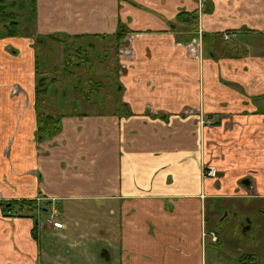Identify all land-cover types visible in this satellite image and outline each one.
Wrapping results in <instances>:
<instances>
[{
    "label": "crops",
    "instance_id": "0c3cea01",
    "mask_svg": "<svg viewBox=\"0 0 264 264\" xmlns=\"http://www.w3.org/2000/svg\"><path fill=\"white\" fill-rule=\"evenodd\" d=\"M208 5L196 30L176 17L201 8L199 0H36L26 35L0 37V264L45 258L33 218L4 215L1 204L11 200H54L64 228L89 236L108 264H205L208 205L218 195H246L245 177L250 193L264 196V0ZM120 23L127 31L118 41ZM47 35L68 39L74 64L100 60L94 74L116 64L112 47L97 57L75 41L116 40L113 71L122 62L127 70L109 107L64 112L66 93L55 85L71 74L62 70L66 45ZM37 59L43 75H56L48 109L62 114L61 130L44 141L36 138ZM79 79L67 90H83ZM206 165L219 180L203 176ZM89 204L102 207L92 234L69 222L86 227ZM75 206L78 215L70 214Z\"/></svg>",
    "mask_w": 264,
    "mask_h": 264
},
{
    "label": "flooded vegetation",
    "instance_id": "af4514ba",
    "mask_svg": "<svg viewBox=\"0 0 264 264\" xmlns=\"http://www.w3.org/2000/svg\"><path fill=\"white\" fill-rule=\"evenodd\" d=\"M13 1L15 3L13 7V11L17 12L18 15H24L25 14L23 10L24 8L19 0H7V2H13ZM1 28L2 27L0 25V30ZM21 31L22 34L26 35L24 29H22ZM202 32L200 34L201 40L203 34ZM0 37H2L1 34ZM43 40L44 39L42 38V36H40L38 38V41H36L37 45L38 46L41 45ZM75 60L73 62H76ZM99 63L100 60H95L94 62H92V59L90 58V59H82L80 63H76L79 65L77 66L76 64L74 65H75V69L81 67L82 69L87 68V70L90 71V69L94 66L96 70H101ZM85 65L86 67L84 68L83 66ZM126 70H127V64L125 62L124 63L122 62L119 63L118 74L114 73L113 69L111 68L110 69L108 68V71L104 69L102 73H97V74H94L93 70H92L93 71L92 74L90 73L82 74V72L76 71L78 74H75L73 72V74L68 75L66 82L69 84L70 83L73 84L76 79L80 78L79 79L81 80L80 83L81 84L83 83L84 84L83 86L86 87V89H83L85 91L84 93L85 95H83V99L85 100L84 104H88V103L92 104L93 102H97L96 100L99 97L100 100H104L103 101L104 103L106 101L102 93V90L110 87L109 85H107L108 83L112 82L110 73L113 72V74L117 76L118 75L123 76ZM40 75H43L41 70H40ZM50 75L52 74H49L48 70L47 73L43 75V78H45V82L48 86L49 96L51 90H53L51 88V84L56 79V75H54L53 77H50ZM84 77L85 79H83ZM114 83H115L114 88L116 91L115 94L117 95L122 92L123 86L118 81H115ZM71 87L77 88L74 87L73 85ZM94 97L95 99H93ZM87 98H89V100ZM123 105L125 106L126 103H123ZM47 109H48V104H47ZM48 111L51 112L49 109ZM54 115H58V114H54ZM204 177L210 178L209 176H204ZM214 177H216V179L218 178V180L220 179V173H218L217 169H216V176ZM252 186H253L252 178L246 177L240 181L241 190L243 189L246 195H241L242 193L233 196L218 195L215 198V202L216 201H220V202H216V203L214 202L213 204L208 205L209 207L207 208V216H206L207 231H205L204 233V240L207 237H209L211 239V243L214 244L220 243L219 245L229 253V255H225V256L235 255L238 264H264V196H261L256 193L253 194L250 193L253 192ZM230 200L232 201L230 202V204L222 206V208L221 206H218V204L222 203V205H224ZM244 200H247V203H244L243 202ZM51 206H54L57 209L58 213L60 212L54 200L51 201L50 206H48L49 212L44 213L41 210H37L38 213L37 216L39 217L41 222L39 229H41L42 231L47 228L45 227L44 229H42L43 225L48 224L46 223V221L51 213L50 212ZM240 216L242 217L239 218ZM59 217L60 216L57 214V217L55 218V223ZM53 224H48V225L52 226ZM236 231H238V233L241 234V236L244 238L236 239L234 238V235H231V237L229 238H225V235H227L228 232L234 233ZM250 233L251 236L248 238ZM224 243L226 244L227 249L223 247ZM239 251L243 253L240 255ZM219 252L222 255H224L220 250ZM104 254H106L105 251Z\"/></svg>",
    "mask_w": 264,
    "mask_h": 264
},
{
    "label": "rangeland",
    "instance_id": "374dc122",
    "mask_svg": "<svg viewBox=\"0 0 264 264\" xmlns=\"http://www.w3.org/2000/svg\"><path fill=\"white\" fill-rule=\"evenodd\" d=\"M20 1V0H19ZM25 10V9H23ZM68 41V39H67ZM80 42L75 41V44L77 43H81L83 44L85 47V49H87V54L89 55H96L97 57L103 56L104 54H108V50H103V48L106 49V47L109 45L110 47V60L114 61L113 64V68L112 66H110L111 69H114L115 66L118 65V57L120 54V51L118 50V46L114 44L116 43V40H113L112 38L109 39H101V38H88V39H83V40H79ZM74 43V42H73ZM112 44V45H111ZM95 46L96 49H98L97 53L95 51V48L93 47ZM74 46L72 45L70 47V51L71 49L73 50ZM74 51V50H73ZM50 52L53 55V61L56 62L57 59L54 56V54H56V52L51 49ZM75 52V51H74ZM196 54V51H195ZM71 56H73V52L71 53ZM43 58H46L43 56ZM74 59H79L78 57H74ZM71 58V61L69 62V64H73L70 68H68V70L74 72L75 74H78L76 71L82 72V74H86V73H90L92 74L93 71H88L85 66H83L85 69H82L81 67H79L78 69H75L74 66V62ZM77 61V60H75ZM65 62V59H64ZM92 62H94V59H92ZM110 77L112 82L108 83L107 85L112 86V88H106L104 90H102V93L104 95L105 101L103 103L104 100H100V97L96 100L99 105L100 104H104L107 107H109V104L111 103L112 100L117 99L116 96V91H115V81H117V75L113 74V72L110 73ZM85 79V77L83 78ZM77 83H73V84H69V83H56L55 88L57 89L58 87H60V90L64 92V95L66 93V99L64 100L67 106L65 107L64 112L67 111V107H69L72 110H76V108H74L73 105H82L83 110H85L84 108V102L85 100L82 101V99L80 98L79 95H83L85 93L84 90L82 89H76V93L73 92L72 90H67L66 86H74V87H78L76 86ZM86 89V87L84 88ZM59 90V91H60ZM68 92H70L68 94ZM75 96H78L77 98ZM63 96L60 94V99H62ZM95 99V97L93 98ZM47 100L50 101L52 100L51 96L47 97ZM89 105V103H88ZM49 107V106H48ZM62 107V106H61ZM99 109L100 106H98ZM243 148H241L240 151H242ZM246 178V177H245ZM252 178V177H251ZM216 202H220V201H216ZM215 202V203H216ZM230 202H232L231 200L229 202H227L226 204L222 205V203L218 204V206H225L227 204H230ZM244 203H247V200L243 201ZM214 206V205H213ZM76 209V212L74 211H70V214H74L76 213L78 215V213L80 212L77 211L76 206L74 207ZM82 210H86V216H88V214H90V216L94 217L95 214L98 215H102V207L99 209L97 208L96 205H82ZM78 212V213H77ZM27 213V211H26ZM61 213H63L62 211L58 213V215L60 216L57 220V226L55 227H51V225L45 224L43 225L42 229H44L45 227H47V230H41L38 229L37 234L39 235L38 240L42 242V248L43 250H45L44 255V259L41 261H39V264H108V262H106V259L102 257V247L100 245L95 246L93 245L92 241H90V237L89 236H80L79 233L76 232V230H70V227H68L69 229L67 230L66 227L64 228L63 224L61 225ZM81 219V224L84 222L83 220L88 219L91 220V222L85 227L84 225H80L79 224V220L80 219H71V221H69L72 225H78L76 227H80L78 228L80 231L85 230L88 233H95L96 229L94 232H92V226L91 223L92 221L96 220L97 218H92L89 219L88 217L82 216ZM242 216H240L239 218H241ZM55 223V224H56ZM59 225V226H58ZM77 229V228H76ZM77 229V230H78ZM83 233H81L82 235ZM231 235H234V238L236 239H242L244 237L241 236V234L238 233V231L234 232V233H227V235H225V238H229L231 237ZM251 236V233L249 234L248 238ZM78 240H80L81 242H78ZM78 242V243H77ZM220 243H211V239L209 237H207L204 240V255H205V264H238L237 263V259L235 257V255H231V256H225V255H229L228 251L224 250L220 245ZM49 245V246H48ZM223 247L227 249L226 244H223ZM48 250V251H46ZM219 250L224 254L222 255ZM240 255L243 252H240ZM238 256V255H237Z\"/></svg>",
    "mask_w": 264,
    "mask_h": 264
},
{
    "label": "trees",
    "instance_id": "16d2710c",
    "mask_svg": "<svg viewBox=\"0 0 264 264\" xmlns=\"http://www.w3.org/2000/svg\"><path fill=\"white\" fill-rule=\"evenodd\" d=\"M208 1L201 7V9H196V11L191 13H180L177 15V20H184L188 23H194L196 26V30L199 28L200 23V16L206 12H211L212 9H208ZM20 3L23 5L24 15H18L17 12L13 11V7L15 5L13 2H7V0H0V25L1 36H17L23 35L22 34V24L25 22H33L35 13H36V0H20ZM187 15V18H183V15ZM24 19V20H22ZM191 20V21H190ZM126 29H123L122 23L119 24L118 33L115 34L116 40L120 41L125 38ZM228 33L225 32L224 35ZM77 35H75L76 37ZM95 36V35H94ZM42 38H45L42 36ZM46 38L53 39L58 42H62L66 45L65 50V62L62 66V70L68 73H73L72 71L68 70L73 64H69L71 58L69 56L67 48H69V42H67L66 37H60L58 35H47ZM204 39V37H203ZM184 40L183 42H185ZM37 44V42H36ZM72 45V44H71ZM68 46V47H67ZM40 60L37 59V80L38 84L36 87V112H37V130H36V138L38 141H44L52 139L56 136L59 131L61 130V117L62 114L54 115L53 113L49 112L47 109L48 100V86L45 82V78L43 75H40V68L39 67ZM79 64H76V66ZM54 70H57L56 67ZM85 95V94H83ZM89 100V98H87ZM131 111L127 113L130 115ZM51 201L45 200L41 204H38L36 199H20V200H11L9 202H4L1 204L2 211L6 216L12 217H24L28 216L33 218L34 220V228L33 234L34 238L37 239V231L41 224L39 217L37 216V210H41L44 213L49 212L48 206H50ZM27 211V213H26ZM38 219V223L36 220Z\"/></svg>",
    "mask_w": 264,
    "mask_h": 264
},
{
    "label": "built area",
    "instance_id": "2783aa9c",
    "mask_svg": "<svg viewBox=\"0 0 264 264\" xmlns=\"http://www.w3.org/2000/svg\"><path fill=\"white\" fill-rule=\"evenodd\" d=\"M206 1L207 0H199L200 6L202 7L205 4ZM199 9H201V8H199ZM199 32L201 34V32H202V29L201 28H200V31ZM224 38L226 40L231 39L230 33H226L224 35ZM201 43H202V40H201V35H200V39H199L198 45L201 46ZM203 175L204 176H209V177L216 176V169H215V167L208 166V165L204 166L203 167ZM50 212L51 213H50V215H49V217H48V219H47L46 222L48 224H53V223H55V218L57 217L58 212H57V209L54 206H51Z\"/></svg>",
    "mask_w": 264,
    "mask_h": 264
},
{
    "label": "water",
    "instance_id": "95a60500",
    "mask_svg": "<svg viewBox=\"0 0 264 264\" xmlns=\"http://www.w3.org/2000/svg\"><path fill=\"white\" fill-rule=\"evenodd\" d=\"M39 221H38V219L36 220V223H38Z\"/></svg>",
    "mask_w": 264,
    "mask_h": 264
}]
</instances>
